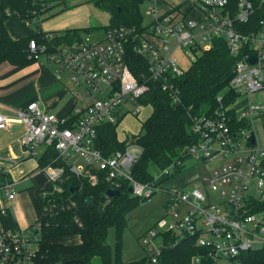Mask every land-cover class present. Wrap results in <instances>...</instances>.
Segmentation results:
<instances>
[{"label":"built area","instance_id":"obj_1","mask_svg":"<svg viewBox=\"0 0 264 264\" xmlns=\"http://www.w3.org/2000/svg\"><path fill=\"white\" fill-rule=\"evenodd\" d=\"M141 5L147 22L84 34L80 41L63 45L52 54L30 41L35 58L44 55L73 71L70 92L75 106L71 119L45 114L33 101L14 118L0 114V129L20 122L25 127L23 145L30 154L39 146L56 151V159L44 168L48 182L61 183L65 166L60 162L64 161L71 174L90 186L105 180L109 189L119 190L122 181H127L132 196L150 200L154 193L166 189L159 181L181 164L175 162L160 170L153 182H140L131 174L140 157L138 146L126 141L123 151L104 156L97 147L101 127L117 126L129 114L138 116L150 105L145 98L157 85L173 104H179L175 83L185 71L177 64V50L199 54L211 48L214 38H224L236 56L227 89L236 93L237 99L224 106L218 96L220 105L213 115L189 112L195 143L187 148V154L197 161L220 163L202 181L204 187L228 196L214 204L206 201L203 189H166L164 208L170 221L165 231L151 229L141 242L149 252L143 264H157L164 248L170 246L163 236L167 233L174 236V243L195 236L196 246L214 263L223 258L239 264L243 252L264 245L263 215L252 212L255 203H264V169L258 164L264 159V148L249 140L253 121L264 113V102L251 103L249 98L264 90V0H142ZM131 53L146 63V71L139 76L129 68ZM240 97L247 100L237 106ZM232 120V125L238 126L235 129L229 123ZM74 155L84 164L76 160L68 163ZM5 187L7 198L13 199L15 191ZM56 192L63 190L56 187ZM65 199L64 204L44 199L41 216L77 207L70 195ZM4 213L1 209L0 214ZM37 243L38 234L33 229L0 231V264H36ZM189 264H202L201 255L193 256Z\"/></svg>","mask_w":264,"mask_h":264},{"label":"trees","instance_id":"obj_2","mask_svg":"<svg viewBox=\"0 0 264 264\" xmlns=\"http://www.w3.org/2000/svg\"><path fill=\"white\" fill-rule=\"evenodd\" d=\"M98 8L109 14V24L97 27L105 31L117 26H137L142 23L140 12L142 0H91ZM64 0H0V62H9L16 66L29 64L36 59L31 52L29 43L34 41L37 49L44 48L46 54H52L57 48L80 41L84 34L93 32L89 28H75L62 31L47 32L41 29L43 15L55 6H64ZM12 14L35 28L33 34L12 39L5 26ZM38 21H37V19ZM33 20H36L35 23ZM40 21V22H39ZM38 54V50H37ZM129 68L135 76L146 71V63L140 57L130 54ZM236 62L226 44V40L217 37L212 40L209 50L201 51L192 61L184 75L178 79L180 103L173 104L170 97L161 91L159 85L150 89L145 100L152 106L150 116L142 123V132L135 135L132 141L140 149V157L131 169L132 176L140 182H153L154 177L149 172L153 166L157 171L169 167L175 162L170 176L177 175L185 168L184 161L188 158L187 148L195 143L194 135L189 128L188 114L213 115L220 103L233 104L237 94L227 89L232 70ZM138 65L137 69L135 65ZM232 115V113H230ZM233 120L229 123L232 125ZM244 126V125H243ZM116 125H102L98 135L97 147L104 156H110L116 151L125 149V141H120L116 135ZM233 129L238 126L232 125ZM65 166L63 180L59 186L63 192L50 190L46 201L66 203V197L71 196L77 207L54 210L39 217L27 229H33L38 234V257L36 264H92L93 258H98L100 264H128L120 258L121 233L126 225L128 213L142 200L130 193V184L122 181L119 194L107 197L109 185L100 180L90 186L85 180H78ZM183 164V166H182ZM162 178L159 183L166 181ZM92 197L91 205L85 200ZM42 198L41 203L46 206ZM165 207V205H164ZM252 212L262 213L264 218V203H255ZM110 228H115L117 240L113 252L107 243ZM77 236L78 243L67 244L64 240ZM170 244L162 251L157 264H189L192 256L203 255V250L196 246L195 236H185L174 243V236L163 234ZM70 263V261H75ZM239 264H264V245L243 252ZM141 262L132 264H143ZM130 264V263H129ZM231 264H236L233 261Z\"/></svg>","mask_w":264,"mask_h":264},{"label":"crops","instance_id":"obj_3","mask_svg":"<svg viewBox=\"0 0 264 264\" xmlns=\"http://www.w3.org/2000/svg\"><path fill=\"white\" fill-rule=\"evenodd\" d=\"M66 7L65 4L58 6L61 8L60 12L65 11ZM48 14L52 16L51 12H47L43 19L49 17ZM22 23L25 25L22 29L7 28L12 39L33 34L34 30L30 29V25L25 21ZM73 74L72 70L63 68L46 56L21 66L6 61L0 62V114L14 118L17 111L34 101L45 114L62 120L71 119L75 106L70 92L73 88ZM245 100L247 99L241 102L237 100L235 105L241 106ZM251 128L255 137L254 145L264 148V113L253 121ZM24 134L25 127L20 122H13L8 128L0 129V210L5 209V213L0 214V231L25 230L34 224L42 215V198L44 199L50 190L56 191V187H60L59 182H48L44 173V168L56 159V151L39 146L34 155L30 154L23 145ZM258 164L264 169V159L259 160ZM180 174V182L185 188L203 189V177H199L197 173L185 171ZM6 185L16 193L11 200L7 198ZM201 263L216 262L214 263L210 255L203 254Z\"/></svg>","mask_w":264,"mask_h":264},{"label":"rangeland","instance_id":"obj_4","mask_svg":"<svg viewBox=\"0 0 264 264\" xmlns=\"http://www.w3.org/2000/svg\"><path fill=\"white\" fill-rule=\"evenodd\" d=\"M67 5L66 10L60 12L61 8L55 6L52 8V16L42 18L41 29L45 31H60L68 28H89L92 31L98 32L97 27L105 26L109 23V14L98 8L92 1L89 0H64ZM58 8V9H57ZM140 12L144 22L148 21L146 14L144 13V6H140ZM142 20V21H143ZM23 21L15 14H12L7 22V28L13 27L16 29H22L25 25ZM31 25L30 29L35 31ZM198 54H193L190 50L179 49L175 53V57L178 61V66L186 71L191 65L192 61ZM44 55L39 56L42 57ZM246 97H240L238 102L242 101ZM251 103H263L264 102V90L259 91L250 95ZM152 106H145L138 116L126 115L117 125L115 129L117 138L121 141L130 142L133 137L142 132V123L150 116ZM77 159L78 163L83 164L84 162L79 159L76 155L72 156L68 163ZM223 164V163H221ZM185 168L182 172L193 171L200 177L209 175L213 170L220 166L219 162H206L204 160H194L193 158H186L184 161ZM149 172L153 177H157L159 171L153 166L149 167ZM182 174L169 176L166 181L163 182V187L166 189L174 188H185L180 182L179 177ZM178 176V177H177ZM182 180V179H181ZM171 181V182H170ZM165 190L158 191L153 194L150 200H140L136 206L128 213L126 225L121 233V247H120V258L123 263H137L146 259L148 256V250L142 244L141 240L146 236L148 231L156 229L158 231H165L166 225L169 223L170 218L166 215L164 209V203L168 199V194ZM203 190L206 194V201L208 203L219 204L228 195L226 192L222 194L218 191L211 190L203 186ZM117 240V233L115 228H110L107 235V243L115 250V244ZM64 243L70 244L71 242H79L78 237L69 238L63 241ZM74 244V243H72ZM195 256V255H194ZM193 257V256H192ZM192 259V258H191ZM191 261V260H190ZM92 264H100L98 258L92 259ZM215 264H231V261L223 258L217 259Z\"/></svg>","mask_w":264,"mask_h":264},{"label":"water","instance_id":"obj_5","mask_svg":"<svg viewBox=\"0 0 264 264\" xmlns=\"http://www.w3.org/2000/svg\"><path fill=\"white\" fill-rule=\"evenodd\" d=\"M254 59H250V62H252ZM249 140H250V143L251 144H254L255 143V137L253 134L250 135L249 137ZM119 194V192L117 190H111V189H108L105 193V195L109 198L111 197H114V196H117ZM92 197H88L86 200H85V203L86 205H91L92 203ZM73 262H78L77 260L75 261H70V263H73Z\"/></svg>","mask_w":264,"mask_h":264},{"label":"bare ground","instance_id":"obj_6","mask_svg":"<svg viewBox=\"0 0 264 264\" xmlns=\"http://www.w3.org/2000/svg\"><path fill=\"white\" fill-rule=\"evenodd\" d=\"M139 148V147H138ZM139 151H140V149H139ZM64 171H65V167H64ZM65 173V172H64ZM63 176H64V174H63ZM118 191V190H117ZM119 192V191H118ZM130 193L132 194V192H131V189H130Z\"/></svg>","mask_w":264,"mask_h":264}]
</instances>
